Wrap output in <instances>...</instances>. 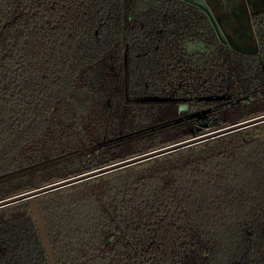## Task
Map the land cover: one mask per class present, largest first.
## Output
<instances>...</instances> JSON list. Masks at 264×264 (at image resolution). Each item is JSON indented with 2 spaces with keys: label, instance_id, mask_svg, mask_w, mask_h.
Returning a JSON list of instances; mask_svg holds the SVG:
<instances>
[{
  "label": "trees",
  "instance_id": "obj_1",
  "mask_svg": "<svg viewBox=\"0 0 264 264\" xmlns=\"http://www.w3.org/2000/svg\"><path fill=\"white\" fill-rule=\"evenodd\" d=\"M181 3L0 0V201L264 115V12L245 55ZM35 203L56 264H264V122ZM0 264H50L28 200L0 208Z\"/></svg>",
  "mask_w": 264,
  "mask_h": 264
},
{
  "label": "water",
  "instance_id": "obj_2",
  "mask_svg": "<svg viewBox=\"0 0 264 264\" xmlns=\"http://www.w3.org/2000/svg\"><path fill=\"white\" fill-rule=\"evenodd\" d=\"M190 2L200 8L209 18L212 28L215 31L218 41L231 48L234 51H237L245 55L257 54L259 51L257 39L253 30L252 16L264 12V0H183ZM264 73V66H262ZM230 94H222L218 96H207L200 97L198 101H221L230 99ZM184 99H174L170 97H141L136 99V102H182ZM184 106L180 105V109H183ZM208 110H203L200 112L194 113L192 116L199 118L202 113L206 115ZM264 122V115L224 127L215 131H211L202 135H198L191 139L175 143L173 145L157 149L155 151L142 154L137 157L127 159L112 165L96 169L91 172H87L72 178H69L64 181H60L51 185H47L38 189H35L30 192H26L5 200L0 201V208L15 202L22 200H28L31 209L36 220L40 235L44 247L46 249L50 264H56L53 251L49 244L45 228L42 224L37 205L35 203V198L41 194L56 190L67 185H71L83 180L93 178L95 176L111 172L123 167H127L132 164H136L160 155H164L191 145L230 133L234 132L258 123ZM206 126V122L202 124Z\"/></svg>",
  "mask_w": 264,
  "mask_h": 264
},
{
  "label": "flooded vegetation",
  "instance_id": "obj_3",
  "mask_svg": "<svg viewBox=\"0 0 264 264\" xmlns=\"http://www.w3.org/2000/svg\"><path fill=\"white\" fill-rule=\"evenodd\" d=\"M182 3H183V5L182 6H186V5H188V6H191L192 8H196L197 10H199V11H202L200 8H198L197 6H195L194 4H192V3H190V2H186V1H183V0H180ZM181 3V4H182ZM203 12V11H202ZM204 13V12H203ZM206 15V14H205ZM207 16V15H206ZM208 18V17H207ZM252 19V18H251ZM208 20H209V18H208ZM210 21V20H209ZM211 23V22H210ZM149 98H153V97H149ZM164 98V97H163ZM170 98H172V97H170ZM144 103H151V102H144ZM155 103H160V102H155ZM180 105H182V106H184V108L183 109H180ZM180 105L178 104V111L179 112H184V113H186V116H188V114H190V113H192V111H190V109H189V105H188V103H186L185 101H182V102H180ZM202 109H204V108H201V109H199V111L200 110H202ZM194 112V111H193ZM198 112V111H197ZM194 113H196V112H194ZM193 113V114H194ZM206 117H207V114L206 115H203V113H202V115L199 117V118H195L197 121H200L201 122V124H203L204 122H206ZM188 118H190L189 116H188ZM200 124V125H201ZM203 134H205V133H203ZM200 135H202V134H200ZM93 151L92 150H89V151H84L83 152V154L84 155H89V154H91ZM171 153V152H170ZM161 156V155H160ZM158 157V156H157ZM155 158V157H154Z\"/></svg>",
  "mask_w": 264,
  "mask_h": 264
},
{
  "label": "clouds",
  "instance_id": "obj_4",
  "mask_svg": "<svg viewBox=\"0 0 264 264\" xmlns=\"http://www.w3.org/2000/svg\"><path fill=\"white\" fill-rule=\"evenodd\" d=\"M198 48V44L196 42H188L185 44V51L189 54L196 51Z\"/></svg>",
  "mask_w": 264,
  "mask_h": 264
}]
</instances>
